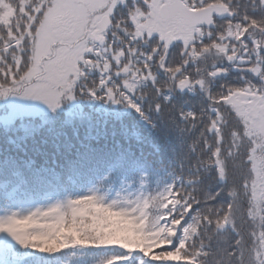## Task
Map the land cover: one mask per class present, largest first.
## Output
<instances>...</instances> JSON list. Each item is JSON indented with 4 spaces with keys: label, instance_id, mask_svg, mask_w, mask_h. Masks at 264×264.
<instances>
[{
    "label": "snow or ice",
    "instance_id": "1",
    "mask_svg": "<svg viewBox=\"0 0 264 264\" xmlns=\"http://www.w3.org/2000/svg\"><path fill=\"white\" fill-rule=\"evenodd\" d=\"M0 101V264H264V0H0Z\"/></svg>",
    "mask_w": 264,
    "mask_h": 264
},
{
    "label": "trees",
    "instance_id": "2",
    "mask_svg": "<svg viewBox=\"0 0 264 264\" xmlns=\"http://www.w3.org/2000/svg\"><path fill=\"white\" fill-rule=\"evenodd\" d=\"M7 105H5L6 107ZM130 119V118H129ZM145 141L143 144H133L132 150L137 153V156L141 160H151L157 164H168L172 159L173 150L179 151L176 141L170 138L167 142L162 139H157L154 133H144ZM157 147L159 151H157ZM104 172V166H98L93 169L85 176L81 177L79 181L75 184L67 185L66 189H62L58 192L52 193L53 197H64L69 192L73 195L83 194L84 191L90 187V185L95 181L96 177ZM106 185L114 187L116 190H120L123 184V173L117 171L112 175V177L105 182ZM151 186L155 187V181H151ZM135 190V188H133ZM39 202V198L37 201ZM100 259L98 254H94L91 250L83 255L77 254L72 255V250H65L63 253H58L51 260L46 261V264H97Z\"/></svg>",
    "mask_w": 264,
    "mask_h": 264
},
{
    "label": "rangeland",
    "instance_id": "3",
    "mask_svg": "<svg viewBox=\"0 0 264 264\" xmlns=\"http://www.w3.org/2000/svg\"><path fill=\"white\" fill-rule=\"evenodd\" d=\"M0 105L5 106V105H7V102H5V101H0Z\"/></svg>",
    "mask_w": 264,
    "mask_h": 264
}]
</instances>
